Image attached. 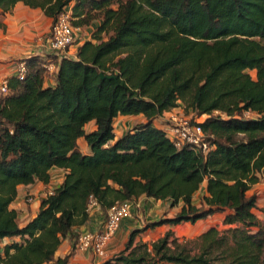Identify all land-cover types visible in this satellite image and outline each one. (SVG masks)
<instances>
[{
    "label": "trees",
    "instance_id": "trees-1",
    "mask_svg": "<svg viewBox=\"0 0 264 264\" xmlns=\"http://www.w3.org/2000/svg\"><path fill=\"white\" fill-rule=\"evenodd\" d=\"M18 2L52 24L66 8L74 26L100 23L73 55L46 54L57 67L52 85L46 59L35 54L22 59L23 79L8 77L0 97V239L19 240L0 251V264H68L69 255L55 259V251L88 221L90 196L103 222L115 201L141 195L180 206L132 229L120 254L101 264H264V227L248 194L264 175V0H0V18ZM178 107L203 117L209 150L176 147L154 125ZM139 114L145 121L116 137L115 118ZM52 167L66 170L61 183L21 225L9 208L17 186L47 184ZM215 213L229 236L212 225L193 248L172 230L150 247L135 241L148 228Z\"/></svg>",
    "mask_w": 264,
    "mask_h": 264
},
{
    "label": "crops",
    "instance_id": "crops-1",
    "mask_svg": "<svg viewBox=\"0 0 264 264\" xmlns=\"http://www.w3.org/2000/svg\"><path fill=\"white\" fill-rule=\"evenodd\" d=\"M26 7V9H25ZM14 12L13 14L7 13L5 17L0 18L2 22V26L0 25V80L4 77L12 76L14 73V60L15 59H23L30 55L36 54L38 48L42 46L44 42V38L46 37L45 33L49 32V28L45 30H41L42 26L39 27L38 24V16L35 17L36 13L41 11L39 8H30L24 5L22 2L16 3L13 7ZM34 13V15H33ZM41 16V15H39ZM46 17V16H45ZM52 21V19H50ZM43 18H41V22ZM50 25V24H49ZM51 26V25H50ZM82 31L78 34L80 35ZM78 40L83 38V36L77 37ZM76 41L74 43L73 51L71 55L74 54L76 48L86 41L87 39H83L82 41ZM76 45V46H75ZM70 53V52H69ZM48 77V78H47ZM45 78V84L52 85L54 80L52 78V74H49ZM132 117V116H141V121H145L143 115H118L116 119L120 117ZM158 119L154 121V125L157 127H163L162 125H158ZM95 128V122L90 121L85 126L86 131H91ZM131 127L124 128L123 131L120 133L116 132V137L121 136L126 130L130 129ZM77 144L79 150L84 153L88 154L90 149L83 138H79L77 140ZM66 170L63 168L52 167L50 169V180L47 184H43L40 181H35L34 183L23 185L20 184L17 186V194L14 200L10 203L9 208L14 209L18 213V219L20 220V224L26 223L30 220L38 211L40 201L43 197H45L46 192L53 190L57 187L65 174ZM205 183L203 186L198 190L200 195L204 193ZM197 191V192H198ZM180 204L177 206H171L168 201H163L160 199H154L151 197H147L145 195H141L137 197L133 201L132 212L129 216L122 219L119 228L117 230V235L115 239L124 240L126 242L127 235L126 233L134 228H140L150 223L152 221H156L161 217H171L173 216ZM171 212H168L170 211ZM174 210V211H173ZM167 212V215H163ZM163 215V216H162ZM89 219L85 224L76 225L73 228V231L79 233L82 230L88 229L92 230L98 227L103 219V213L101 208L95 206L92 210L88 213ZM223 218V213H215L213 215L208 216L205 219L198 220L197 222H203L199 224L198 227L201 226L202 230L207 229L208 227L212 226L210 221L212 218ZM187 223V222H185ZM177 225H169L164 224L161 226H157L154 229L164 228L165 230H174ZM150 229V228H148ZM115 233V234H116ZM5 241H17L19 240L18 237H6L3 238ZM113 239L109 242L106 248V254L110 253L111 246H112ZM65 255H69L68 264H101L104 260H98L100 258L94 256V254L89 250H78L74 246V241L69 236L65 237L60 245L58 246L57 250L55 251V259L58 257H64ZM91 259L93 260L90 262ZM89 260V261H88ZM98 260V261H97ZM89 262V263H88ZM44 264H53L51 262L44 263Z\"/></svg>",
    "mask_w": 264,
    "mask_h": 264
},
{
    "label": "built area",
    "instance_id": "built-area-1",
    "mask_svg": "<svg viewBox=\"0 0 264 264\" xmlns=\"http://www.w3.org/2000/svg\"><path fill=\"white\" fill-rule=\"evenodd\" d=\"M81 31V27L72 24V15L70 8L62 11L49 31V35L44 39L40 48H38L35 55L46 59L43 65L48 70L55 71L57 67L51 60L47 59L46 54L56 56L58 58L68 54V47L75 42L76 35ZM49 65V66H48ZM27 72V64L25 60L17 59L14 61V73L18 79H23ZM9 93L8 77L0 80V97ZM175 108L164 112L171 123L168 127H161L167 137L173 141L176 147L184 144H189L196 147H201L204 151L211 147L207 141L201 125L198 120H192L186 116L179 115L173 112ZM248 113V112H245ZM162 115V116H163ZM161 116V117H162ZM160 117V118H161ZM264 185V179L261 181ZM53 190L46 192L45 196L51 194ZM98 206L96 200L90 196L87 201L86 210L89 213L93 207ZM133 201L120 200L115 201L106 212L104 221L95 229H85L77 233L74 238V246L78 250H89L94 256L103 258L106 255V248L113 236L117 232L120 222L123 218L129 216L132 212Z\"/></svg>",
    "mask_w": 264,
    "mask_h": 264
},
{
    "label": "rangeland",
    "instance_id": "rangeland-1",
    "mask_svg": "<svg viewBox=\"0 0 264 264\" xmlns=\"http://www.w3.org/2000/svg\"><path fill=\"white\" fill-rule=\"evenodd\" d=\"M25 9H26V7H25ZM13 12H14V10H12L9 13L10 14H13ZM33 15H34V13H33ZM39 15H41V16H39ZM37 16H38V24H39V27L42 26L41 30L42 29L45 30L46 28L48 30V28L50 27L49 28V31H50V29H51V26L50 25H52V21L50 20L51 18L50 17H47L46 15H44V13H43L42 10L41 11L38 10V12L36 13L35 17H37ZM3 17H5V15ZM3 17H2V19H3ZM41 18H43V21L42 22H41ZM99 23H100L99 18H96L91 23V25L86 26V27L85 26H81L82 33L80 35L77 34L76 36L77 37L83 36V38H81L80 40H78V38L76 37L75 42L77 40L78 41H82L83 39H87V40L90 39L91 36H92L93 31L96 29V26ZM45 35H46L45 38H47V36L49 35V32L47 34L45 33ZM102 35H104V34L102 33ZM74 43L71 44L68 47V49H67L68 52H70V55H71V52L73 51V48H74L73 45H74ZM16 60L17 59H15L14 61H16ZM53 64L55 65V63H53ZM45 70H46L45 71L46 77L49 76V74H54L57 71V69L55 71H51V70H48L47 68H45ZM248 73L252 77L255 76V72L253 70H248ZM46 85H49V84H46ZM173 112H176V113H178L179 115H182V116H186L187 118H190L192 120L201 121L203 119V117H196L192 113L191 114H188V115H185L184 112H183V110H182V107L175 108L173 110ZM245 115L246 116H252L253 113H245ZM140 118H141V116H137V117H135V116H132V117H130V116H128V117H120V118L114 120V129H115L116 132L120 133L121 131L124 130V128H126V127H132L136 123H139L141 121ZM168 119L169 118L167 116H164L163 115L161 118H158V120H157L158 122L157 123H158V125H163L164 127H168V126L171 125V123H170V121ZM263 179H264V175H260L259 182L256 183V184H254V185H252V187L248 191V194L249 195L250 194H255L256 197H257L256 206L253 209V212L255 213V215L257 216V218L259 219L261 225L264 227V185L261 183V181ZM199 197H200V192L198 191L193 196L194 202L197 203V204L199 203ZM168 212H171V209ZM163 215H167V212H165ZM18 221L20 222V220H18ZM201 223H203V222H196L194 224H191L189 222H187V223L182 222L174 230H172L173 233H174L173 236L176 237L179 242L187 243V246L189 248H193L195 246V243H196V242L194 243V241L197 240L198 236L204 231V230L201 229V226L198 227L199 224H201ZM210 224L215 225L217 227V229L220 231V234H223V235L224 234H227L228 236L230 235V232L227 229L229 227H231V226H228V225L223 224L222 223V218L214 217L210 221ZM169 230H171V229H169ZM253 230H256V229L253 228ZM130 231H128L126 233L127 237H128V234H129ZM166 231L167 230H165L164 228H158V229H154V230L153 229H146L143 232H141L139 235L136 236L135 241H136V243L137 242L138 243H142V244H145L146 246L150 247V245L154 241H156L157 239H159L161 236H163ZM117 233L112 238L113 241H112V246H111L112 248L110 250V253H108V255L106 254L103 258L98 259L99 261L100 260H106V259L115 258L123 250L124 245H125L126 242H124V240L115 239ZM9 243H10L9 241H5L4 239H0V251L4 248L5 245H7ZM219 259H221V257ZM93 260L94 259H91L90 262L92 261V263H93Z\"/></svg>",
    "mask_w": 264,
    "mask_h": 264
}]
</instances>
